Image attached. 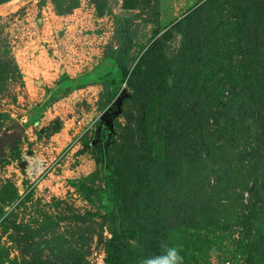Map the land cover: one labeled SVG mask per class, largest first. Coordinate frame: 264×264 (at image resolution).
<instances>
[{
  "label": "rangeland",
  "instance_id": "obj_1",
  "mask_svg": "<svg viewBox=\"0 0 264 264\" xmlns=\"http://www.w3.org/2000/svg\"><path fill=\"white\" fill-rule=\"evenodd\" d=\"M127 15L123 72L103 55ZM162 240L264 264V0H0V264H137Z\"/></svg>",
  "mask_w": 264,
  "mask_h": 264
},
{
  "label": "trees",
  "instance_id": "obj_2",
  "mask_svg": "<svg viewBox=\"0 0 264 264\" xmlns=\"http://www.w3.org/2000/svg\"><path fill=\"white\" fill-rule=\"evenodd\" d=\"M133 18H119L115 21L116 31L113 42L105 51L103 58L115 62L120 71H125L131 63L132 51L135 45V32L132 29ZM104 93L100 98L99 109L105 111L114 101L119 88L115 79L104 80Z\"/></svg>",
  "mask_w": 264,
  "mask_h": 264
},
{
  "label": "clouds",
  "instance_id": "obj_3",
  "mask_svg": "<svg viewBox=\"0 0 264 264\" xmlns=\"http://www.w3.org/2000/svg\"><path fill=\"white\" fill-rule=\"evenodd\" d=\"M159 249V252L155 254L141 256L137 264H184L180 246L162 240Z\"/></svg>",
  "mask_w": 264,
  "mask_h": 264
},
{
  "label": "water",
  "instance_id": "obj_4",
  "mask_svg": "<svg viewBox=\"0 0 264 264\" xmlns=\"http://www.w3.org/2000/svg\"><path fill=\"white\" fill-rule=\"evenodd\" d=\"M131 15H127L126 17L129 18ZM119 105V102L114 103L113 106H109L103 113L102 117H101V122L99 123V128H101V126L105 125V121L106 118L110 115V113L113 111L114 107H117Z\"/></svg>",
  "mask_w": 264,
  "mask_h": 264
},
{
  "label": "built area",
  "instance_id": "obj_5",
  "mask_svg": "<svg viewBox=\"0 0 264 264\" xmlns=\"http://www.w3.org/2000/svg\"><path fill=\"white\" fill-rule=\"evenodd\" d=\"M91 124V123H90ZM91 127H93V125L91 124V125H87V127H86V129L84 130V131H88V130H90L91 129Z\"/></svg>",
  "mask_w": 264,
  "mask_h": 264
},
{
  "label": "crops",
  "instance_id": "obj_6",
  "mask_svg": "<svg viewBox=\"0 0 264 264\" xmlns=\"http://www.w3.org/2000/svg\"><path fill=\"white\" fill-rule=\"evenodd\" d=\"M76 95H78V93H76ZM87 121H91V118H89Z\"/></svg>",
  "mask_w": 264,
  "mask_h": 264
}]
</instances>
